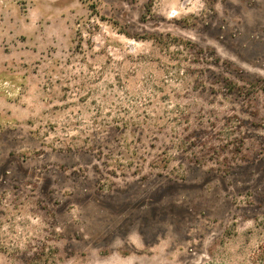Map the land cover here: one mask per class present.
I'll list each match as a JSON object with an SVG mask.
<instances>
[{"label": "rangeland", "instance_id": "374dc122", "mask_svg": "<svg viewBox=\"0 0 264 264\" xmlns=\"http://www.w3.org/2000/svg\"><path fill=\"white\" fill-rule=\"evenodd\" d=\"M0 264H264V0H0Z\"/></svg>", "mask_w": 264, "mask_h": 264}]
</instances>
